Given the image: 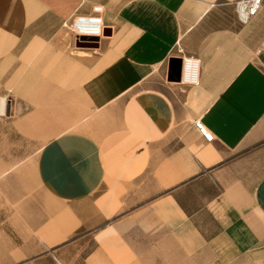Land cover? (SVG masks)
Wrapping results in <instances>:
<instances>
[{
  "label": "crops",
  "instance_id": "crops-1",
  "mask_svg": "<svg viewBox=\"0 0 264 264\" xmlns=\"http://www.w3.org/2000/svg\"><path fill=\"white\" fill-rule=\"evenodd\" d=\"M3 96L0 264H264V3L0 0Z\"/></svg>",
  "mask_w": 264,
  "mask_h": 264
},
{
  "label": "built area",
  "instance_id": "built-area-1",
  "mask_svg": "<svg viewBox=\"0 0 264 264\" xmlns=\"http://www.w3.org/2000/svg\"><path fill=\"white\" fill-rule=\"evenodd\" d=\"M264 3V0H235L238 16L241 22H248L260 11ZM103 6L96 4L93 6V11L86 14H80L76 16L72 22L67 26L77 36H101L104 33L103 23ZM199 59L193 56L185 58L184 62V80L187 82H196L198 73ZM6 102L1 103L0 100V114L6 115ZM195 125L206 139L211 140L213 134L208 131L207 127L200 119L195 120ZM59 264H64L58 260Z\"/></svg>",
  "mask_w": 264,
  "mask_h": 264
},
{
  "label": "water",
  "instance_id": "water-1",
  "mask_svg": "<svg viewBox=\"0 0 264 264\" xmlns=\"http://www.w3.org/2000/svg\"><path fill=\"white\" fill-rule=\"evenodd\" d=\"M89 39H93V40H97L98 39V36H80L79 37V40H89ZM82 43H84L83 41H81ZM84 45H87V44H84Z\"/></svg>",
  "mask_w": 264,
  "mask_h": 264
},
{
  "label": "bare ground",
  "instance_id": "bare-ground-1",
  "mask_svg": "<svg viewBox=\"0 0 264 264\" xmlns=\"http://www.w3.org/2000/svg\"><path fill=\"white\" fill-rule=\"evenodd\" d=\"M4 102H6V97H3V98L1 99V103H4Z\"/></svg>",
  "mask_w": 264,
  "mask_h": 264
},
{
  "label": "rangeland",
  "instance_id": "rangeland-1",
  "mask_svg": "<svg viewBox=\"0 0 264 264\" xmlns=\"http://www.w3.org/2000/svg\"><path fill=\"white\" fill-rule=\"evenodd\" d=\"M3 97H5V96H3ZM3 97H2V98H3ZM2 98H1V99H2ZM1 99H0V100H1Z\"/></svg>",
  "mask_w": 264,
  "mask_h": 264
}]
</instances>
